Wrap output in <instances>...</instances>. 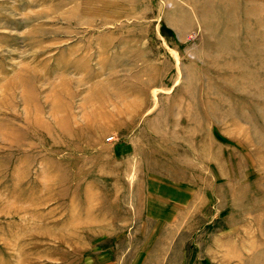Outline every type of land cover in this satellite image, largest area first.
<instances>
[{"label":"rangeland","instance_id":"374dc122","mask_svg":"<svg viewBox=\"0 0 264 264\" xmlns=\"http://www.w3.org/2000/svg\"><path fill=\"white\" fill-rule=\"evenodd\" d=\"M0 264H264V0H0Z\"/></svg>","mask_w":264,"mask_h":264}]
</instances>
